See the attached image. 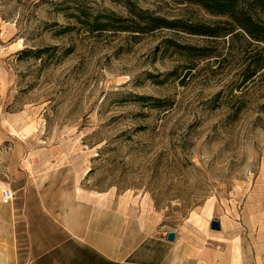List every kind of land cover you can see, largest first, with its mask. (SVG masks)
Returning a JSON list of instances; mask_svg holds the SVG:
<instances>
[{
  "label": "rangeland",
  "instance_id": "obj_1",
  "mask_svg": "<svg viewBox=\"0 0 264 264\" xmlns=\"http://www.w3.org/2000/svg\"><path fill=\"white\" fill-rule=\"evenodd\" d=\"M129 3L225 20L178 0H0V203L6 187L14 201L28 177L61 172L140 200L158 229L213 235L232 259L264 264V66L242 81L264 45L91 30V15L128 17Z\"/></svg>",
  "mask_w": 264,
  "mask_h": 264
},
{
  "label": "crops",
  "instance_id": "obj_2",
  "mask_svg": "<svg viewBox=\"0 0 264 264\" xmlns=\"http://www.w3.org/2000/svg\"><path fill=\"white\" fill-rule=\"evenodd\" d=\"M15 192L0 203V264H245L218 250L225 243L213 235L158 229L140 200L89 190L61 172L34 174Z\"/></svg>",
  "mask_w": 264,
  "mask_h": 264
},
{
  "label": "trees",
  "instance_id": "obj_3",
  "mask_svg": "<svg viewBox=\"0 0 264 264\" xmlns=\"http://www.w3.org/2000/svg\"><path fill=\"white\" fill-rule=\"evenodd\" d=\"M181 3L198 5L208 13L224 17L214 24L188 23L178 19H166L147 10L138 9L129 3L130 15L119 17L113 13H99L90 16L87 22L91 30L119 29L134 33L150 32L161 28L181 30L192 35L211 39H241L247 45H264V0H178ZM192 58L213 56L210 47H184ZM264 48V47H262ZM264 66V60L257 59L247 66L242 81L250 80ZM155 104H161L159 99Z\"/></svg>",
  "mask_w": 264,
  "mask_h": 264
},
{
  "label": "water",
  "instance_id": "obj_4",
  "mask_svg": "<svg viewBox=\"0 0 264 264\" xmlns=\"http://www.w3.org/2000/svg\"><path fill=\"white\" fill-rule=\"evenodd\" d=\"M209 226H210V229H211V230H216V231H218V230L221 229L220 221H219V220H216V219H212V220L210 221ZM175 236H176V234H175L174 231H169V232L166 233V235H165V239H166L167 241H169V242H173V241L175 240Z\"/></svg>",
  "mask_w": 264,
  "mask_h": 264
},
{
  "label": "built area",
  "instance_id": "obj_5",
  "mask_svg": "<svg viewBox=\"0 0 264 264\" xmlns=\"http://www.w3.org/2000/svg\"><path fill=\"white\" fill-rule=\"evenodd\" d=\"M14 196V192L11 190V188L6 187L1 191V202L2 203H9Z\"/></svg>",
  "mask_w": 264,
  "mask_h": 264
}]
</instances>
